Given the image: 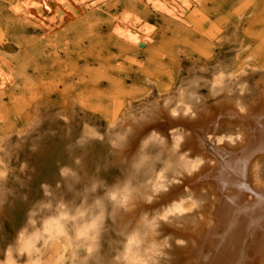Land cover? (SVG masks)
I'll use <instances>...</instances> for the list:
<instances>
[{"label":"rangeland","instance_id":"374dc122","mask_svg":"<svg viewBox=\"0 0 264 264\" xmlns=\"http://www.w3.org/2000/svg\"><path fill=\"white\" fill-rule=\"evenodd\" d=\"M14 1L0 0V59L12 76L8 83L0 85V161L7 168V162L16 156L25 139L37 145L39 151H29L26 143L19 153V160H26L35 171L29 173L31 180L24 188L9 181V186L16 188L17 196L9 197L0 211V259H3V248L24 224L28 208L42 198L40 185L55 186L60 180L58 167L67 164L80 173L77 187L81 190L71 196L64 188L53 187L52 196L47 198L51 207L43 210L42 205L37 206L40 217L55 216L62 211L76 214L81 199L85 203H80L79 209L87 210L90 216L96 208L92 201L100 193H93L89 186L99 177L109 185L126 178L132 189L130 205L124 208L108 200L107 193L115 189L100 185L103 206L111 210V221L104 229V240L109 246L105 245L104 259L112 264L108 257L115 252L124 257L125 264H142L145 260L151 264V260L157 259L160 264L177 263L182 250L175 240L181 235L173 230L177 238L172 236L170 229L180 227L179 215L188 212L177 209L190 206L192 199L183 190L177 203H165L161 197L171 188L182 186L189 176L184 171L186 161L180 155L188 149L192 156L195 153L184 145L186 137V142L177 150L172 147L175 134L169 136V130H163L161 124L148 129L145 126L156 119L158 109L165 108L170 115L178 106L191 107L199 116L218 104L220 98L223 101L229 96L235 103L247 97L249 103L255 95L264 97V84L257 83L260 80L264 83V0H200L191 11V24L180 22L141 0H107L65 20L62 27H56L58 30L55 28L48 35L40 26L14 15L10 8ZM123 9L145 18L153 26L151 39L144 46L126 42L120 36L117 39L113 22ZM245 82L252 88L251 92L245 90ZM227 88L233 94H228ZM123 118L131 122L125 123ZM93 126L99 127L102 136ZM135 128L138 130L133 133ZM153 130L163 137H154L133 156L140 140ZM32 132H36L35 137L30 135ZM126 153L129 154L126 156ZM77 156L82 161L78 166L73 164ZM13 164L19 166L17 161ZM96 168L101 169L98 174L94 171ZM62 183L71 187L75 180ZM119 187L117 183L116 188ZM23 193L27 194L26 201L19 198ZM65 196L67 206L60 209L57 203ZM196 196L192 198L200 200ZM142 202L144 207L140 206ZM136 206L141 208L137 212ZM139 220L141 223H137ZM165 236L171 241H167L171 248H164L167 259L156 256L158 246L166 243ZM181 238L185 245V237ZM127 239H134L135 244L125 245ZM62 248L63 245L54 243L47 249L48 261L63 264L59 254ZM121 248L129 250L121 252ZM95 258L101 259L98 255ZM180 260L177 264L182 263Z\"/></svg>","mask_w":264,"mask_h":264},{"label":"bare ground","instance_id":"6f19581e","mask_svg":"<svg viewBox=\"0 0 264 264\" xmlns=\"http://www.w3.org/2000/svg\"><path fill=\"white\" fill-rule=\"evenodd\" d=\"M105 1L107 0H15L14 3L11 4L10 8L14 15L25 18L40 26L43 28L44 33L48 35L47 33L55 30L56 27L61 26L65 20L77 17L86 11L88 7L99 6ZM141 1L148 3L149 6L151 5L156 10L164 12L183 23L191 22V11L194 6L200 2V0ZM144 19L128 9H123L113 22V31L118 35L117 39L120 36L122 39L126 40V42L128 41L138 46H144L148 39H151L150 34L153 28V26ZM11 78L12 76L9 69L0 59V85L8 83ZM244 78L245 77H243V79ZM232 80L234 81V78ZM256 80L257 79H255V82ZM261 81L262 80L257 83L263 85L264 83ZM227 82L228 81H226V83ZM244 85H246V82ZM260 85L258 87H260ZM215 86H217V84ZM247 86L248 85L244 87L245 90L250 91L252 88ZM231 90V88L226 89L228 94H233L229 93ZM255 90L254 92H256ZM244 93L241 94L243 95ZM242 95L239 97H242ZM235 96L236 95H234V97ZM249 96H251L250 93ZM246 98L244 99L242 97V100L238 99L235 103H233V99L229 96L227 97V100L223 101H221L220 98V102L218 104H216V102L214 103L216 105L214 107H209V109L207 108V111H204L205 113H199L200 115H197L196 119H191L189 117L186 118L183 115L188 107L178 106L177 108L172 109L170 112L175 111L177 113L175 118L170 116L169 113L167 114V110L165 108L158 109L157 111L154 110L156 112L154 113L157 116L156 119L154 118V120L152 119L150 123L146 124V126L144 125L146 129H148L149 126L156 127L160 124L163 125V130L166 131L170 129H177V131L172 132V134L183 135L186 137L188 140L187 142L185 140L186 143L184 145L189 146L192 149V152L195 153L193 156L199 155L204 160V164L197 172L188 176L187 179L185 178V182L182 180L184 182L183 185H185L183 189H181L183 185L177 188L172 184V187L177 189L174 188L175 190H172L171 188L169 192H166V194L163 192L165 195L161 197L163 198L162 201L165 203L170 202L173 204L174 201L177 202L179 200L178 198L181 196L183 190L185 195L190 196L191 198L196 195L200 198V200H197L199 202V207L195 211L188 212L187 214H181L182 216L179 215L181 224H179L180 227L174 226V229H170L172 230V236L175 235L173 232L176 231L181 235V239L185 237V245H181L184 247L180 249L179 246V250H182L181 260L178 258L180 262H182L181 264H264V97L262 94L258 97L255 95L249 103L246 102ZM206 106L208 107V105ZM206 106H203L202 104V107ZM239 107H244L245 112L241 113L238 110ZM196 110L200 111L197 108ZM143 113L145 114V112ZM127 121L129 122L130 120L124 119L125 123ZM141 124L142 123L139 125ZM122 125L123 124L119 126L122 127ZM139 125H137V127L135 125V127L138 128ZM141 126H143V124ZM137 130L138 129H133L132 131L134 133V131L136 132ZM222 135H232V139L230 140L231 143L221 140ZM236 135L240 136L239 140L235 139ZM100 136H97V138ZM139 136L142 137V135ZM93 137H95V135ZM130 142L129 144L132 145ZM128 145L126 147L129 148L131 145ZM185 150L186 149H184V151ZM133 151H129V153H134ZM187 151H189V149ZM129 153H126V156ZM198 196H196V198ZM138 200L140 199L138 198ZM134 201L135 200H133V202ZM143 203L144 202H142L140 206L143 205ZM159 204L162 205L161 203ZM128 205H130V203ZM134 205L133 208L135 207ZM144 206L145 205H143V207ZM156 206H158V204ZM138 207L136 212L141 209H138ZM136 216L138 217V215ZM140 221L141 220H139V222L137 221V223H141ZM171 226L170 228H173ZM168 241L170 240L168 239ZM127 249L129 250V248ZM173 260L175 261V259Z\"/></svg>","mask_w":264,"mask_h":264},{"label":"clouds","instance_id":"9594fccd","mask_svg":"<svg viewBox=\"0 0 264 264\" xmlns=\"http://www.w3.org/2000/svg\"><path fill=\"white\" fill-rule=\"evenodd\" d=\"M241 113L245 112L244 107H239L238 109ZM185 117L191 119H196L197 114L188 107L183 113ZM170 116L175 118L177 113L175 111L170 112ZM41 125L37 127V132ZM97 127V126H93ZM177 131V129H170L169 136L172 132ZM97 133L102 135L103 132L97 127ZM32 137L36 136V132L30 133ZM156 136L163 137L159 132L153 130L148 135L140 140L139 147L137 148L135 154H138L142 149L146 148L149 142ZM11 139V138H9ZM231 136H223L221 140H231ZM235 139L239 140L240 136L236 135ZM185 142V137L183 135H175L172 137V147L179 150L182 144ZM29 144V151L35 152L38 150V146L32 144L28 139L24 140V143L20 145L16 156L7 162V168L4 167V162L0 161V185L3 186V194L0 195V210L3 209L4 205L8 203L9 197L16 198L17 191L16 188L9 186V181L15 183L20 188L27 186V182L31 180L30 172H34V168H30L28 162L19 160V153L23 150L25 144ZM111 147V145L109 146ZM181 160L186 161V167L184 169L185 173L191 176L193 173L197 172L202 165L204 160L199 155L192 156L190 151H186L180 155ZM13 161H17L19 166L15 167ZM82 163L79 156L73 159L74 165H80ZM104 170H107L105 168ZM94 171L97 174L101 171L100 168H96ZM58 174L60 180H58L55 186L48 183H42L40 185L41 191L43 193L42 198L34 201L28 208L26 213V219L24 224L16 232L14 239L3 248V259H0V264H55L54 261H48L46 256V250L50 249L54 243L63 245L60 251V256L63 257V264H107V260L104 259L105 256V245L107 242L104 240V229L111 221L110 209L103 206L102 201V190L100 185L103 184L106 187H112L114 191L107 193L108 200L111 202L118 203L119 207L124 208L130 199L131 188L126 180L117 179L113 184L109 185L104 179L98 178V180L92 183L89 187L93 193H100L92 201L96 205L94 212L89 216L87 210H80L79 204L85 203L82 199L77 203V213L70 214L68 212L62 211L58 215L47 217H40L39 211L37 210L38 205H42L43 210H47L51 207V202L47 198L52 196V188H64L67 194L74 195L76 191L81 189L77 186L79 185L80 173L73 167L65 164L59 166ZM70 179H74L75 183L71 187L67 183ZM117 183H120V187L116 188ZM158 187H163L162 185ZM20 199L26 201L27 194L23 193L19 196ZM192 199L190 206L185 208H179L177 211L181 213H187L195 211L199 207V202ZM68 199L65 197L61 198L57 206L60 209H65L67 206ZM173 203H177L174 201ZM161 219H165L162 217ZM78 221H83L78 223ZM55 225L56 228L52 229L50 226ZM169 237L165 236V245L163 247L158 246V251L156 256L167 259V253L164 248H171V244H168ZM125 245L135 244L134 239H127L124 241ZM176 245L181 246L184 244L183 240L176 239ZM16 248L13 252L12 249ZM107 247H109L107 245ZM119 251H127L126 248H121ZM101 257L97 260L96 256ZM151 259V258H150ZM108 260L112 264H125V259L123 256H117L115 252L108 257ZM142 264H149V261L145 260ZM151 264H160V260H151Z\"/></svg>","mask_w":264,"mask_h":264}]
</instances>
